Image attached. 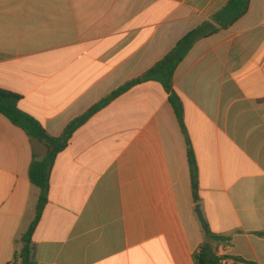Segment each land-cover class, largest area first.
<instances>
[{
	"label": "crops",
	"instance_id": "0c3cea01",
	"mask_svg": "<svg viewBox=\"0 0 264 264\" xmlns=\"http://www.w3.org/2000/svg\"><path fill=\"white\" fill-rule=\"evenodd\" d=\"M230 0H0V88L54 137L163 60ZM221 245L264 264V0L197 42L174 75ZM46 147L0 114V264L36 216L29 177ZM187 138L158 82L95 113L55 161L34 232L37 264H194L205 241Z\"/></svg>",
	"mask_w": 264,
	"mask_h": 264
},
{
	"label": "trees",
	"instance_id": "16d2710c",
	"mask_svg": "<svg viewBox=\"0 0 264 264\" xmlns=\"http://www.w3.org/2000/svg\"><path fill=\"white\" fill-rule=\"evenodd\" d=\"M249 6L250 0H230L223 8L214 13L208 21L202 23L197 29L181 39L176 47L152 69L141 77L127 83L118 91L95 105L84 115L72 121L67 126L64 133L59 137L51 136L40 122L19 108V102L22 100L21 95L0 88V114L5 116L14 126L23 130L30 139L46 147L45 156L43 158L34 156L30 166V181L40 190V195L35 219L22 236V248L16 255L15 264H37L35 257L36 247L33 237L49 201L50 178L57 156L69 146L74 133L95 113L125 91L146 82H158L163 86L169 96V101L174 109L182 132L187 138L192 191L194 201L196 204L199 203V176L196 156L188 138L184 122L183 103L174 88V75L197 42L221 30L231 28L246 15ZM228 243L229 238L216 235L208 228L205 232V241L193 255L194 264H219L220 258L217 256V251L221 245H226Z\"/></svg>",
	"mask_w": 264,
	"mask_h": 264
},
{
	"label": "built area",
	"instance_id": "2783aa9c",
	"mask_svg": "<svg viewBox=\"0 0 264 264\" xmlns=\"http://www.w3.org/2000/svg\"><path fill=\"white\" fill-rule=\"evenodd\" d=\"M225 250L226 249L222 246L217 251V256L220 258L219 264H246V262L234 256L228 255Z\"/></svg>",
	"mask_w": 264,
	"mask_h": 264
},
{
	"label": "water",
	"instance_id": "95a60500",
	"mask_svg": "<svg viewBox=\"0 0 264 264\" xmlns=\"http://www.w3.org/2000/svg\"><path fill=\"white\" fill-rule=\"evenodd\" d=\"M195 212H196V214L198 216V219H199V221L201 223L202 229L206 232L208 230V225L206 223L204 214H203V212L201 210L200 204L196 205Z\"/></svg>",
	"mask_w": 264,
	"mask_h": 264
},
{
	"label": "rangeland",
	"instance_id": "374dc122",
	"mask_svg": "<svg viewBox=\"0 0 264 264\" xmlns=\"http://www.w3.org/2000/svg\"><path fill=\"white\" fill-rule=\"evenodd\" d=\"M204 231V230H203Z\"/></svg>",
	"mask_w": 264,
	"mask_h": 264
}]
</instances>
